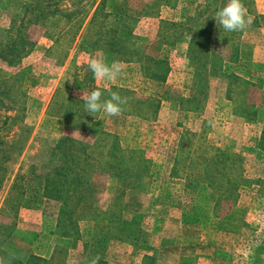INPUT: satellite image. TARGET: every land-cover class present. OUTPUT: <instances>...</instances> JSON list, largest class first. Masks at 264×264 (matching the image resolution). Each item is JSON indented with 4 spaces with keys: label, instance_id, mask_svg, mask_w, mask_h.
I'll use <instances>...</instances> for the list:
<instances>
[{
    "label": "rangeland",
    "instance_id": "rangeland-1",
    "mask_svg": "<svg viewBox=\"0 0 264 264\" xmlns=\"http://www.w3.org/2000/svg\"><path fill=\"white\" fill-rule=\"evenodd\" d=\"M49 1L0 0V202L2 191L10 196L1 215L15 229L20 211L27 220L19 222L15 247H0V264H23L32 255L40 258L36 264H88L97 254L99 264H264V19L230 44H210L207 55L206 23L218 26L215 14L228 0H106L104 11L116 16L109 26L118 16L133 17V47L169 62L165 83H157L144 77L138 63L110 52L111 32L102 33L96 46H90L93 35L81 42L102 0ZM261 5L264 0H253L255 10ZM188 26L200 31L198 62L190 54ZM94 58L120 62L119 78L96 80L88 67ZM112 87L134 93L127 103L130 116L75 112L84 106L75 102L83 92ZM164 94L170 99L162 100ZM153 96L160 98L156 114L148 100ZM177 96L191 101L180 105ZM138 98L148 99L140 106ZM83 122L87 130L73 127ZM110 134L120 149L137 152L122 175ZM91 139L98 140L96 148L75 149ZM181 139L191 152L196 175L191 179L171 175ZM220 151L227 158L224 172L211 185L202 158ZM77 158L85 171L83 187L71 200L80 198L81 204L72 225L63 226L76 232L73 237L62 236L59 204L57 218L50 219L45 213L52 207L44 205L41 214L19 209L17 220L9 221L19 193L11 189L16 176L31 175L35 183ZM236 183L234 203L229 190ZM31 221L36 225L29 230ZM101 228L111 230L107 247L95 251Z\"/></svg>",
    "mask_w": 264,
    "mask_h": 264
},
{
    "label": "trees",
    "instance_id": "trees-1",
    "mask_svg": "<svg viewBox=\"0 0 264 264\" xmlns=\"http://www.w3.org/2000/svg\"><path fill=\"white\" fill-rule=\"evenodd\" d=\"M105 2H106V0H102L94 8L93 13L91 14V16H90V18H89V20H88V22L84 28V31L81 33V42L87 43L89 41V37L91 35H93L95 42H94V40H92V42H94V44H91L90 46H92V45L96 46V44L100 43L99 40L102 37V33H110L111 32V34L114 36L115 40L107 41L106 45L112 46V48L110 49V52H112V54L121 52L125 56L122 59L120 58V56H118V59L120 61H123L126 63L136 62L141 66V70H142V73H143L145 78L152 80V81H155L157 83H165V81H166V79H167V77L171 71V67H170V64L167 61V59L149 57V56H146L145 54L141 55L140 51L138 49H136L135 47H133L134 46V36H133L132 28L130 26V21L134 19L133 17L128 16L125 18L123 16H118V19H117L118 22L115 23L117 26L116 25H114L113 27L109 26V23H108L109 20H111V18L116 17V16L113 14V12H105L104 11V3ZM242 2H243L244 6L247 10V13L254 17L253 22H252L253 26L254 27H260L261 25L259 24L258 20H259V18L264 19V17L257 16L255 14L254 7H253V0H242ZM59 3L60 2L55 0L54 3L50 2L48 5H58ZM208 19L210 20L209 17H205L206 22L208 21ZM190 20H193V18H190ZM212 21L207 22L206 23L207 25L205 24L206 25V27L204 29L205 34L203 35L204 36V45H206L204 47L203 53L207 54V55L209 54V51H210V44L213 43V44L217 45L219 43H222L223 45H227V44H230L231 41L234 40V37H236V34H238V36H240V34H241V31L229 32V31L223 30L222 28L220 29L219 26H214ZM191 22L192 21H190V23ZM190 23H188V24H190ZM196 24L197 23H193L192 25L196 27ZM173 25H175V24H173ZM179 26L184 27V24H180ZM190 27H192V26H190ZM199 27H202V26H199ZM199 27H197V28H199ZM215 30H217L218 33H216ZM185 31H186V34L191 36L189 45H190V54L192 55V59L198 62L200 60V57H198V52L196 50V48L198 46L196 36L198 33H200V31H198V33H195L193 31V29L189 28V26L186 27ZM204 32H202V33H204ZM219 34H223V36H220ZM59 35L60 34H57V36L54 37L55 43H57ZM221 37H223V38H221ZM223 40H226V41H223ZM81 42H80V44H81ZM87 45H89V44H87ZM233 50H234V47H233ZM233 52H234V54L236 53L235 57L238 56L237 49H235ZM131 54H135L136 56H131ZM212 55L214 56V54H212ZM98 89L103 92V96L101 98L102 100L108 99L109 93L113 92V91L118 92L123 97H127L128 99L130 98V100L132 99V96L134 95V93L132 91H128V90H124V89L122 90V89L116 88V87H112L110 89H105V88H98ZM145 99L147 100L148 98H145ZM145 99H139L138 98V100H136V102L138 105L141 106V103H143L145 101ZM163 99L168 100L170 98L167 94H164V96H162V100ZM173 99H176V97ZM177 99H179L177 101V103H179L180 105H182L185 100L186 101L190 100L189 98L183 99L181 96H177ZM191 99H194V97ZM71 100H72V98H71ZM148 100L150 102H152L154 106L156 104V106L153 109V112L156 114L158 107H159V104H160V98H155L153 96ZM80 101L81 102H78V100L77 101L75 100V102L77 104H79V103L84 104V101L82 98L80 99ZM76 103L74 105H76ZM123 107H124V110L120 115L130 116L132 113L131 112L132 110H129L128 104L124 105ZM74 111H75V109H74ZM75 112L78 115L82 116L86 113L85 107L81 106V108L79 110L76 108ZM62 116H64V115H62ZM62 116H61V118L63 120H65V118ZM65 125L68 126V123L65 122ZM87 126H88V124L87 123L84 124V122H83L82 124H76L73 127L76 128L77 130L85 131V130H87ZM110 136H111V138L114 139L113 143L110 145V149H112L114 151L115 155H117V157L119 158V167H117L116 170L120 169L118 175H122L123 173H121V172H125V170L127 169V166L129 163L128 160H131L134 157V154H136L137 152L135 153L134 151H131V150L125 151L123 149H120V147L116 141L117 137L114 134H110ZM262 140H264V135H262L261 141ZM97 141L98 140H96V139H93V141L91 139V141H89L88 143H84V144L82 143V146H76L75 149H81L82 151H84L85 149L93 148L94 146L96 148L97 147L96 146ZM61 142H64V141L60 140L59 144ZM184 144L185 143H183V140L181 139V141L179 142V145H178V151H177L178 155H176V157L174 159V165L171 168V175H172V177H178V178L181 177L179 175H186L185 178L191 179V178L195 177L196 175L194 176L195 172L193 171V168L191 165V163L193 162L192 157H191V152H190V150L184 149V147H186L187 142L185 145ZM110 154H112V153H110ZM226 160H227L226 155L221 151L217 152L216 154L213 153V156H211V157H203L202 158V161H204L206 163V165L204 167V173L207 174L205 177L207 180H205V181L208 184H211L210 182L212 179L219 178L218 176L221 175L222 172H224V162ZM84 172L85 171L81 166V162H80L79 158H77L75 160H72L67 167L60 168V169L56 170L52 176H45V177H42L40 179H36L35 183L31 177V175H27L24 177L23 176L22 177L16 176L11 189L16 188L19 191V193L17 194V196L15 198L17 205H15V209H13V212L10 213V216L14 217L15 215H17V212L19 209L38 210V209H40V207L44 201L53 200V201H56L60 205L59 215H58L57 220H58V226H61V224H62V236L64 235L66 237L67 236L73 237L76 234V232L71 233V232H69V230L65 231L63 229V226L65 225L66 222L69 224L71 223V225H72L73 220H72L71 216L74 213L73 212L74 208H77L81 204L80 198H78L75 202H73L71 200V198L73 197L74 194H76L78 196L81 195L82 187H83L82 175ZM257 183L259 185H261L260 181H258ZM212 188L213 187L210 186V189H212ZM238 188H239V183H236V185H234L233 188H231L229 190L230 193H231V191H233L231 193L232 195L230 198L233 200L234 203L236 202V199H237ZM83 191L85 192L84 189H83ZM219 194L220 193H218V195ZM228 195L222 196L220 198L221 199H227V197L230 196V195L229 196ZM9 199H10V196H7L5 198L4 208H5V205ZM10 228L11 227H9V226H3V230H8ZM68 229H69V227H68ZM106 229H107V231H104V228H101L99 230L98 234H96V236H95L96 242L93 244V249H95V251H103L106 249V247H107L106 242L108 240V238H107L108 232L111 231V230H108V228H106ZM101 234H103V235H101ZM115 239H118V238L115 236ZM39 259L40 258L32 255L23 264H36L38 261H40Z\"/></svg>",
    "mask_w": 264,
    "mask_h": 264
},
{
    "label": "clouds",
    "instance_id": "clouds-1",
    "mask_svg": "<svg viewBox=\"0 0 264 264\" xmlns=\"http://www.w3.org/2000/svg\"><path fill=\"white\" fill-rule=\"evenodd\" d=\"M214 19L220 28L229 32L243 31L252 23L242 0H228L227 4L216 12ZM88 67L96 80L115 81L123 71L120 62L113 61L109 64L98 58L92 59ZM102 96L103 92L98 88H93L87 93L83 92L80 98L84 101L85 112L93 117L101 112L109 117L119 116L124 110L123 106L128 103V98L118 92H110L106 100H102ZM100 259L97 254L88 261V264H99Z\"/></svg>",
    "mask_w": 264,
    "mask_h": 264
},
{
    "label": "crops",
    "instance_id": "crops-1",
    "mask_svg": "<svg viewBox=\"0 0 264 264\" xmlns=\"http://www.w3.org/2000/svg\"><path fill=\"white\" fill-rule=\"evenodd\" d=\"M257 6V5H256ZM257 8V7H256ZM245 10H246V8H245ZM256 10H257V12H256ZM254 9V12L255 13H260V15L262 14H264V5H261V6H258V8L257 9ZM246 13H247V10H246ZM247 15H248V13H247ZM253 19H254V17L252 16V22H253ZM249 27H253V30H256V29H254V26H253V24L251 23V24H249ZM255 28H259V27H255ZM261 29V28H260ZM167 105H170L169 103H166ZM104 129V128H103ZM14 176V175H13ZM13 176H12V178H13ZM3 189H5V187L3 186L2 187V190ZM8 189V188H7ZM3 192V198H2V200H1V202H0V226H1V228H2V230H0V238H1V241H2V243H0V247H2V248H4V244L5 243H8V246H7V248H9L10 246L13 248V247H15V243L16 242H18L19 240H20V238H19V231L21 230V227L19 226L20 224H23L24 222L26 223L27 222V220L26 219H23L22 220V217H24L23 215H25V214H22L21 213V211L18 213V222H17V224H18V226H17V228L15 229V227H14V225L12 224V228H10V229H8V230H3V224L5 225V226H8V225H6V223H5V218H4V216H2L1 214H2V212H3V207H4V200H5V198H6V191L4 192V191H2ZM1 192V193H2ZM7 192H8V190H7ZM239 204V203H238ZM44 205H48V206H50V207H52V210H48L45 214H47L48 215V217L50 218V219H53V218H55V216H56V218H57V215L58 214H55V211H57V210H55L56 208H57V206H58V203L56 202V201H53V200H46V201H44L43 202V204H42V206L40 207V209H38V210H26V211H24V212H31V213H28V216H30V215H32V213L34 212V213H40L41 214V212H42V210H43V206ZM57 205V206H56ZM2 207V208H1ZM25 210V209H24ZM4 213V212H3ZM37 216V215H36ZM11 220H13V221H15V220H17V219H15L13 216H10L9 217V221H11ZM20 221H23V223H19ZM8 223V222H7ZM10 223V222H9ZM32 223H33V225H36V222H34V221H31V223L29 222L28 223V227H29V230H30V226H32ZM11 224V223H10ZM18 231V232H17ZM50 231H52V228L50 229ZM10 245V246H9ZM2 258L4 259V261H5V257H3L2 256ZM2 264H5L4 262L2 263Z\"/></svg>",
    "mask_w": 264,
    "mask_h": 264
}]
</instances>
